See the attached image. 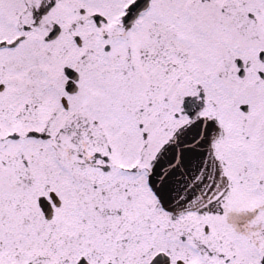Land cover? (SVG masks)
Instances as JSON below:
<instances>
[{
	"label": "snow or ice",
	"instance_id": "obj_1",
	"mask_svg": "<svg viewBox=\"0 0 264 264\" xmlns=\"http://www.w3.org/2000/svg\"><path fill=\"white\" fill-rule=\"evenodd\" d=\"M0 264H264V0H0Z\"/></svg>",
	"mask_w": 264,
	"mask_h": 264
}]
</instances>
